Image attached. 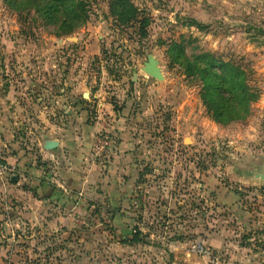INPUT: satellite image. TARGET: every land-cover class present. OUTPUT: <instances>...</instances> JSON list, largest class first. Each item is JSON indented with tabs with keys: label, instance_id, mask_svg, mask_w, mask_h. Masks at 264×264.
Returning a JSON list of instances; mask_svg holds the SVG:
<instances>
[{
	"label": "rangeland",
	"instance_id": "1",
	"mask_svg": "<svg viewBox=\"0 0 264 264\" xmlns=\"http://www.w3.org/2000/svg\"><path fill=\"white\" fill-rule=\"evenodd\" d=\"M110 1H84L83 24L59 34L34 9L0 0V79L19 91L44 53L48 102L58 91L65 104L74 86L80 101L97 92L106 104L110 143L87 157L104 158L103 171L107 148L118 159L120 148L130 152L125 167L108 161L106 180L49 183L38 215H25L22 191L2 202L0 264H264V235L250 230L264 226V183L254 176L264 162V0ZM205 53L244 71L255 100L242 119L211 115L198 73ZM148 56L161 79L142 70ZM80 106L85 128L96 114Z\"/></svg>",
	"mask_w": 264,
	"mask_h": 264
},
{
	"label": "crops",
	"instance_id": "2",
	"mask_svg": "<svg viewBox=\"0 0 264 264\" xmlns=\"http://www.w3.org/2000/svg\"><path fill=\"white\" fill-rule=\"evenodd\" d=\"M43 57L47 58V55L39 53V67L30 68L32 71L28 73L26 71L21 73L24 80L21 82L23 88L19 91L17 89L19 83L12 82L10 79H0V157L5 163L15 167L12 177L0 179V206L2 202H9L22 191L25 193L23 209L26 212L25 215L29 217L38 215L37 206L41 207L42 203L50 199L44 198L48 197L46 191L49 183L59 189L67 182L72 184L75 179H89L96 174L106 180L108 179V174L105 173L107 165L117 161L120 167H125L128 153H130L128 148H120L118 159L116 156L118 149L107 148L104 154L107 165L106 167L104 165L103 171H101V164L105 162L104 158H94L90 155L87 157L88 150L95 155L104 149L98 146L101 138L110 143L104 134L108 132L106 129L108 125L105 126L102 117L106 104L102 100L101 93L96 92L91 95L89 92L88 94L82 92L83 100L81 101L85 100L88 107L96 114L94 121L82 128L78 119L82 114V107L81 101L74 92L76 87L67 89L68 96L62 99L65 104L61 102L58 91L51 93L50 102L46 100L48 96L45 89V77L48 76V66ZM14 69L13 67V71ZM15 72L18 73L19 70L15 69ZM55 81L58 83V79ZM60 83L65 85V79L60 78ZM76 84L78 85V81ZM39 95L43 98H38ZM120 131L119 137L122 139L120 144L125 145V133ZM49 142H55V146L49 148ZM259 152L264 155V147ZM80 163L83 165L80 166ZM20 184L25 191L18 187ZM257 217H259L258 213ZM251 227L250 230L254 236L256 233V235H264V226H260L262 230L254 224H251ZM217 242L216 247L224 250L231 244L229 241L218 240ZM232 257L233 260L221 258L220 264H241L237 256Z\"/></svg>",
	"mask_w": 264,
	"mask_h": 264
},
{
	"label": "trees",
	"instance_id": "3",
	"mask_svg": "<svg viewBox=\"0 0 264 264\" xmlns=\"http://www.w3.org/2000/svg\"><path fill=\"white\" fill-rule=\"evenodd\" d=\"M8 1L10 5L22 7L20 9H34L46 23L57 24L59 34L68 33L80 27L86 18L84 11L86 0ZM121 1L124 0H111L110 7H114ZM126 7L129 9L126 22H130L135 19L134 10L129 5ZM116 8H118L117 5ZM201 56L203 59L198 72L204 81L201 90L213 118L219 123H227L245 117L249 112L251 102L255 100V95L247 83L244 71L213 54L205 53ZM196 58L194 57V60ZM136 241V236H133L131 242Z\"/></svg>",
	"mask_w": 264,
	"mask_h": 264
},
{
	"label": "water",
	"instance_id": "4",
	"mask_svg": "<svg viewBox=\"0 0 264 264\" xmlns=\"http://www.w3.org/2000/svg\"><path fill=\"white\" fill-rule=\"evenodd\" d=\"M142 70L153 78H156V79L162 78L160 69L157 64V60L154 59L152 56H148L147 61L144 62ZM54 146H55V142L48 143L49 148H52ZM259 170H260L259 172L254 173V176L258 178L259 180L264 181V162Z\"/></svg>",
	"mask_w": 264,
	"mask_h": 264
},
{
	"label": "built area",
	"instance_id": "5",
	"mask_svg": "<svg viewBox=\"0 0 264 264\" xmlns=\"http://www.w3.org/2000/svg\"><path fill=\"white\" fill-rule=\"evenodd\" d=\"M99 143V144H98ZM98 146L100 149L109 145V142L106 139H100L98 141ZM15 173V167L13 165H9L5 163L0 157V179L4 180L10 178ZM194 249H197L198 252L201 251V247L199 245L193 246Z\"/></svg>",
	"mask_w": 264,
	"mask_h": 264
}]
</instances>
